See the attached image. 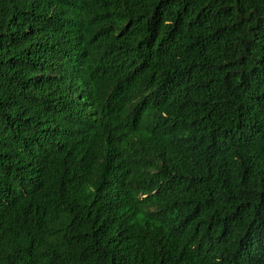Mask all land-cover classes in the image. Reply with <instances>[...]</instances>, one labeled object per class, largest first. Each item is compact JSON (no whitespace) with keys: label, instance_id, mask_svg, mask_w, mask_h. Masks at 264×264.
Listing matches in <instances>:
<instances>
[{"label":"trees","instance_id":"16d2710c","mask_svg":"<svg viewBox=\"0 0 264 264\" xmlns=\"http://www.w3.org/2000/svg\"><path fill=\"white\" fill-rule=\"evenodd\" d=\"M0 264H264V0H0Z\"/></svg>","mask_w":264,"mask_h":264}]
</instances>
